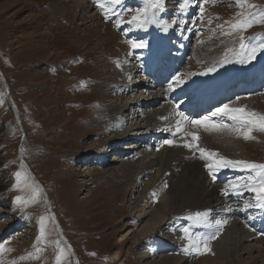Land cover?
Returning <instances> with one entry per match:
<instances>
[{"label":"rangeland","instance_id":"1","mask_svg":"<svg viewBox=\"0 0 264 264\" xmlns=\"http://www.w3.org/2000/svg\"><path fill=\"white\" fill-rule=\"evenodd\" d=\"M145 2L121 0L120 4H115L111 0H90L95 8L93 16L79 10L75 12L76 4L71 5L68 0H0V248L5 250L0 253V261L3 264H57L58 260L59 264H146L163 256L186 255L178 250L180 243L170 244L166 236L173 230L184 240L182 229L185 227L193 234L194 223L185 220V216L198 211L189 205L168 217L173 218L170 224L167 218L159 229L150 231L147 238L140 236L148 223L156 219L155 209L165 200L164 190L168 188L173 194L177 191L173 180L165 189L154 185L159 178V169L146 176L139 172L141 154L147 149L152 154L159 152L161 158L167 156V152L164 154L167 144L163 143L167 139L174 142L184 137L193 143L187 133H194L199 137L195 142L199 147L220 157L264 164V132L259 130L250 133L252 139H244L236 130L206 131L187 123V127L173 135L174 138L162 133L165 137L158 139L145 136L147 125L136 114L134 121L130 125L126 123L123 130L136 127L140 129L136 132H141L138 135L144 137L136 135L131 138L133 141H128V137H117L113 133L115 127L104 122L108 105L113 100L117 105L132 104L134 110H142L140 114H145L148 108L138 109L134 105L155 90L149 88L152 83L148 79L150 76H146L149 73L143 70L144 75L140 71V64L146 63L144 56L148 47L146 50L132 49L131 41L143 40L148 46L157 41L156 47L169 41L171 52L182 41H188L191 50L186 44L184 51L185 54L189 52L185 57L188 60L180 65L177 73L185 86L193 77L201 78L203 75L199 73H209V69L222 65L225 54L232 61L233 74L247 73L264 60L254 65L237 62L241 39L234 36H241L247 30L232 27L251 13L264 12V0H207L203 13L199 10L203 0H165V10L157 12V17L168 22V31L155 23L146 29L129 23L137 14L135 10L143 7ZM101 3L106 7H99ZM182 4L185 5L183 12ZM55 9H58L57 13H54ZM173 20L178 26H171ZM263 25L256 22L252 26L254 35L249 33L251 31L246 33L254 39L247 41L244 38V41H264V31L260 30ZM182 49L178 47L184 53ZM171 52L169 50V54L174 55ZM131 54H135V62ZM175 54L177 56V52ZM126 56L130 64L137 66L132 75L126 70L129 65L122 64ZM262 56L264 51L258 50L256 58ZM178 58L181 57L174 55L171 59L176 62ZM47 64H55L50 72L46 69ZM172 66L177 67L176 64ZM172 80L173 77L166 82L167 86L175 82ZM189 87L183 88L188 90ZM237 93L217 108L228 105L264 115V89L234 97ZM190 97H182V104L191 101ZM183 105L179 106V111H183ZM188 117L198 119V116ZM219 119L235 127L228 117ZM21 129L26 139L23 142L24 160L33 172L29 178L16 175L17 170L26 169L19 157ZM232 136L245 141L244 160L226 157L225 153L211 150L205 143V140L220 143L222 137ZM141 141H144L143 145L139 144ZM194 151L200 159L199 151ZM105 157L107 162L100 164ZM125 162H132V167L123 172ZM200 162L208 171L205 165L211 161L200 159ZM175 168L179 174L182 166ZM222 173H226V177L220 184L227 190L233 188L230 182L236 183L240 179L239 184L243 185L249 175L247 170L222 167L215 169V181H219L218 175ZM36 180L43 182L44 190L40 196L36 194L33 201L27 194L34 184L38 186ZM187 185L190 190L192 185ZM17 197L21 198L20 202ZM138 199L141 202L138 203ZM244 199L239 214L247 216L252 210L254 216L259 217L253 206L245 208V203L254 204V195L247 192ZM233 202L238 201L234 199ZM58 236L72 244L73 249L56 242ZM220 237L216 235L217 240ZM3 238L7 241L2 244ZM192 252L186 255L188 260L182 264H199L207 254L218 256L216 249L208 245L207 250L202 245L200 253ZM226 264L241 262L232 260Z\"/></svg>","mask_w":264,"mask_h":264},{"label":"bare ground","instance_id":"2","mask_svg":"<svg viewBox=\"0 0 264 264\" xmlns=\"http://www.w3.org/2000/svg\"><path fill=\"white\" fill-rule=\"evenodd\" d=\"M68 2L71 5L76 4L75 9H73L75 12L76 10H79L83 13H90L94 16L95 8L90 4V0H68ZM55 10L56 11L54 13H57L58 9ZM156 44H158L157 41L152 42V44L148 46V49L145 52L146 63L143 68V70H146L149 73L146 75L150 76L148 78L149 82H152L149 88H155V90L148 92L149 95L145 99H143V101H138L134 105L138 106V109L148 108L147 110H149V112L145 110V114H140L143 111L139 112L140 110H134L132 104H130L129 106H124L125 104L117 105V102L115 103L113 100L108 105L109 112L104 117L105 123H108V125L110 124L115 127L113 133L117 137L126 136L129 132L130 135L128 134L127 136L128 141H133L131 139L133 136L141 134V132H136L140 130L136 127H130L128 128V130H123L126 126V123L130 125L134 121L133 116L136 114L139 115V120L147 125L146 128L142 126L143 128H145V133L143 132L145 136H156L159 137L158 139H160L161 137H165L162 134L164 133L167 134V136H169L170 138H174V133L177 134V121L181 119L176 115V112L179 111V108H177L176 105L177 100H180L182 99V97L187 95L185 93H193V97L196 96V102L194 103L195 106L191 105L189 106L190 108L183 109L184 112L182 111L187 117L192 114V112L194 111L192 108L196 107V105H199L198 107H196V109H198L197 113H202L204 105L207 104L210 105L207 110H211L210 112H212L216 109L211 103L213 99L219 98V102H223L231 98V96H233L235 92H232L230 94V89L234 87V84L238 83V80L240 78L239 75H232V61L229 60V62H225L222 65H217L216 67L213 66L214 68L212 69L214 70L210 71L207 75H203L201 78L193 77L192 79H190V81L188 82V86H190L188 90H186V88L180 87V85L174 86L173 84L170 88L169 85L171 84H168L167 86L166 82L171 77V74H167L165 71L163 73V75H165L163 79L162 77L156 76L154 74L156 72L160 74L161 64L165 62L167 58H170V60L173 61L174 58H171L174 55L169 54V41L161 43L159 47H156ZM186 46V44L183 46V52L186 50ZM132 57L133 61L135 62L136 56L132 55ZM122 61V64L129 65L126 70L128 72V75H132L134 71H136L137 66H133L132 64H130L128 56L122 59ZM181 61L182 56L180 59L178 58L176 60L177 63ZM251 77L257 79V83L256 85L252 86L253 88L251 91L259 89L264 85V60L248 72L247 78ZM193 102L194 101H191L190 103ZM189 104L183 106L185 107ZM190 110L191 113L189 112ZM246 110H248V108ZM191 116L197 117V114L194 113V115L192 114ZM189 118L192 119V117ZM187 123L188 122L183 121L181 123V128L183 129L187 127ZM179 139L180 138L174 141L173 146H170L169 150L168 145L165 146L166 148L164 150V154L166 152L168 154H173L174 156L171 158L168 154L167 156L163 155L161 158L159 152L152 154L149 151L150 149H147L143 154H141L142 167L139 169L141 175L146 176V174H149L154 169H159L157 170L159 178L155 180L156 182L153 180L155 182L154 185H159L157 186V188L159 189H165V185L171 183V181L173 180L174 186H172H176L177 191L175 194L170 193L168 191V188H166L164 192L160 191L163 192L162 196L165 197V200L161 202L160 208L158 207L157 209H155L157 210V212L155 211L156 219H153L152 222L148 223L146 228L140 232V236L147 238L150 231H156L161 227L162 223L165 222L168 217L171 218L173 214L178 212L180 213L185 205H189L190 207L195 208L198 212L210 211V223L213 225V227H208L207 225L196 226L195 220L189 219L194 223V225L192 226L193 234H200V232L203 231L204 234L210 235L218 231V235H221L218 240L215 238L207 244L209 247L216 249L215 254L218 253V256H211L212 254H207L199 260V264H226L227 262L232 260H236L237 262L240 261L241 264H264V218H262L264 217V210L257 209L253 206V208L258 211L259 217L254 216L252 210L247 216L244 213L240 215V205L241 202L245 200L244 195L247 192L243 191L242 195H236V190H234L233 188L227 190L225 186H222L220 184V182L222 181L221 179H219V181H213L212 177L209 176L208 171L203 168L204 164L200 162L196 151H194V149L190 150L189 148L183 146L185 143H189L188 138L181 137V139ZM221 140L222 141L220 143L214 144L211 141L207 142V140H205V143L206 145H208L209 149L219 150V152H221L222 154L225 153L224 155L226 157L234 156L244 160V157H246V154L244 152L245 149L243 147L245 141H242L233 136L228 138L222 137ZM139 144L143 145L142 142ZM184 154L187 155L186 158H181V156H183ZM125 163L122 165L123 172L124 170L132 167V162ZM177 166H182L179 174L177 173V170L175 168ZM223 173L218 176L221 177ZM115 174L116 173H112L111 175L117 177ZM239 181L240 179L236 180V182ZM188 183L192 185L190 190L188 188L189 186L187 185ZM225 190L229 192V195H224ZM234 199L238 201L236 204L233 202ZM139 202L141 201L139 200L138 203ZM246 211L247 210H243V212ZM194 215L195 214H187L185 216V220H187L189 217H194ZM251 217H253L252 220L250 219ZM170 218H168L169 224L170 221H173V218L171 220ZM216 221H220L222 226H216ZM224 221H226V223H224ZM166 237V241L170 244L180 243V247L178 250H181L182 252L184 248L187 247V239L185 237L184 240L182 239V237L180 238V234L177 235L176 233L175 235L173 230L169 231ZM140 239H137L136 241L139 242ZM189 253L193 252L190 250L185 254L188 255ZM219 254L221 256H219ZM186 255L179 254L178 256H163L159 260L154 259L150 262H147L146 264H182L186 263L188 260V257Z\"/></svg>","mask_w":264,"mask_h":264},{"label":"snow or ice","instance_id":"3","mask_svg":"<svg viewBox=\"0 0 264 264\" xmlns=\"http://www.w3.org/2000/svg\"><path fill=\"white\" fill-rule=\"evenodd\" d=\"M111 2L120 4L121 0H111ZM206 2L207 0H203V2L199 4V10L201 13H203L204 11V3ZM241 6L243 7L244 5L241 4ZM99 7L103 9L106 7V5L101 3L99 4ZM180 7L181 11L183 12L185 5L182 4ZM249 7L254 8L255 5H249ZM164 10L165 0H146L143 7L137 8L135 10L137 14L132 16L129 23L135 24L138 28L144 29H146L148 25L155 23L156 25L161 27L163 31H168L170 27L168 22L163 20L162 17H157V12L162 13ZM129 11H132V9H129ZM256 22L264 23V12L251 13L237 24L232 25V27L234 29L246 31L248 28L254 26ZM117 24H119V20H117ZM171 26H178L176 20L172 21ZM130 44L132 49H145L148 47L147 42L143 40L131 41ZM258 50L264 51V41H261L259 43H245L243 41V38H241L240 50L236 53V56L239 57L237 62L241 64L251 62L256 58ZM225 62H229L227 54H225L224 60L221 61V63ZM213 70L214 69H209L208 71ZM207 74V72L199 73V75ZM174 80L176 85L182 83L181 77H176L174 78ZM169 87L171 88L172 85H169ZM177 108H179V105H177ZM176 115L181 118L177 121V133L182 131L181 123L183 121H186L195 127L204 128L206 131H220L221 129L236 130L241 132L244 139H252L253 137L250 135L252 131L259 130L261 132H264V115L258 116L256 113L246 112L244 108H230L228 105H224L217 108L211 116H203L198 119H191L187 117L182 111H177ZM221 116H226L230 120H232L235 127L233 128V125L224 123L221 119H219V117ZM174 135H176V133H174ZM187 135L191 136L193 143H185L183 146L189 148L190 150L196 149L197 151H199L200 159H207L208 161H211L210 163H207L205 167L208 169V174L212 177L213 181H215L217 178L215 175V169L224 167L247 170L249 172V175L243 185L239 184V182L230 183L232 184L233 189L236 190V195H242L243 191L250 192L254 195L255 205H249L248 203H245V208L254 206L257 209L264 210V164L249 163L246 161H233L224 157H220L215 152L208 151L202 147H199V145L195 143L199 140V137L197 135H195L194 133H187ZM163 143L169 146H173L174 142L171 139H167ZM16 175L17 177H19L20 173H17ZM153 195L155 196V193H153ZM224 195H229V192L225 190ZM17 201L20 202L21 198L17 197ZM188 219H194L196 226L207 225L208 227H213V225L210 223V211L196 212L194 217H189ZM224 223H226V221H224ZM215 224L218 227L222 226L220 221H216ZM182 231L185 233V238L188 241L187 247H185L183 250L185 253H188L190 250L200 253L202 245L204 249L207 250V244L211 240L215 239L216 235L219 234L218 231L214 234L206 236L199 233L192 234L187 227L183 228ZM44 235L45 233L42 229L41 236L43 237ZM3 251L5 250L0 248V253H2ZM0 264H3V262L0 261ZM57 264H59V260L57 261Z\"/></svg>","mask_w":264,"mask_h":264},{"label":"trees","instance_id":"4","mask_svg":"<svg viewBox=\"0 0 264 264\" xmlns=\"http://www.w3.org/2000/svg\"><path fill=\"white\" fill-rule=\"evenodd\" d=\"M263 28H264V25H263ZM54 65H55V64H47V65H46V69L50 72V71L53 69ZM18 111H19V107H18ZM25 140H26V139H25ZM17 173H20L19 178L22 177V176H26L27 178H29L28 173H27V171H26L24 168H22V169H20V170H17ZM39 181H41V180H39ZM41 182H42V181H41ZM37 190H38V191H37ZM36 194L40 196V194H43V193H42L41 189H40L36 184H34V187L32 188V191L29 192V193L27 194V196H28L31 200L34 201L35 198H36ZM47 216H49V213H47ZM56 242H58V243H60V244L63 243L62 240H61V237H59V236L57 237Z\"/></svg>","mask_w":264,"mask_h":264},{"label":"water","instance_id":"5","mask_svg":"<svg viewBox=\"0 0 264 264\" xmlns=\"http://www.w3.org/2000/svg\"><path fill=\"white\" fill-rule=\"evenodd\" d=\"M0 74H2L1 71H0ZM13 106H14V104H13ZM14 107H15V106H14ZM16 113H17V112H16ZM23 137H24V133H23ZM22 140H23V138H22ZM19 157H20L21 163H22V164L28 169L29 173L31 174L28 165H27L26 162L23 160L22 143H21V145H20V147H19ZM67 246L71 248V246H70L68 243H67Z\"/></svg>","mask_w":264,"mask_h":264}]
</instances>
